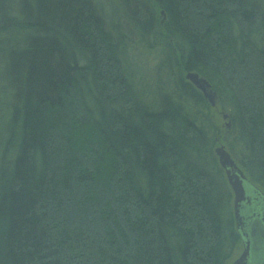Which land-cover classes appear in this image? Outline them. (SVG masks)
Returning a JSON list of instances; mask_svg holds the SVG:
<instances>
[{"label": "trees", "instance_id": "obj_1", "mask_svg": "<svg viewBox=\"0 0 264 264\" xmlns=\"http://www.w3.org/2000/svg\"><path fill=\"white\" fill-rule=\"evenodd\" d=\"M116 1L0 0V264H227L239 249L214 147L264 191V0ZM145 49L149 80L132 61Z\"/></svg>", "mask_w": 264, "mask_h": 264}, {"label": "water", "instance_id": "obj_2", "mask_svg": "<svg viewBox=\"0 0 264 264\" xmlns=\"http://www.w3.org/2000/svg\"><path fill=\"white\" fill-rule=\"evenodd\" d=\"M185 79L202 93L211 107L216 106V94L205 78L189 71ZM222 119L227 120L228 115L222 113ZM229 121L225 124L227 128L230 127ZM214 153L233 194L234 226L242 240V252L231 264H251L250 256L256 250L255 240L260 243L264 255V192L247 179L222 143L215 147Z\"/></svg>", "mask_w": 264, "mask_h": 264}, {"label": "rangeland", "instance_id": "obj_3", "mask_svg": "<svg viewBox=\"0 0 264 264\" xmlns=\"http://www.w3.org/2000/svg\"><path fill=\"white\" fill-rule=\"evenodd\" d=\"M99 2H101V4L103 5V8L107 11L108 14L113 13L112 6L117 7L116 3H118L116 0H99ZM155 51L157 52V50L150 52L145 49V50L138 51L132 54V61L139 64L140 66L138 68L137 65L135 64L134 65L135 70L147 76L144 80H149V77L153 75L156 64L159 61ZM139 79L140 78H137L135 76V80L137 82L140 81ZM2 86L3 84L0 83V87ZM215 116H216V119L220 122L221 118H219L217 113H215ZM255 245H256V250L252 252L250 256V262L251 264H264V255L262 253L261 245L258 242V240H255ZM241 252H242V244H240L239 249L233 255V257H231L230 260L227 261V264H231L240 255Z\"/></svg>", "mask_w": 264, "mask_h": 264}, {"label": "bare ground", "instance_id": "obj_4", "mask_svg": "<svg viewBox=\"0 0 264 264\" xmlns=\"http://www.w3.org/2000/svg\"><path fill=\"white\" fill-rule=\"evenodd\" d=\"M128 41H129V43H130L132 46L135 47V45H136V44H135L136 36L131 34L130 37H129V40H128ZM186 73H187V72H186ZM186 73H184V78H185V74H186ZM185 80H186V79H185ZM186 81H187V80H186ZM189 83H190V82H189ZM204 99H205V98H204ZM205 100H206V99H205ZM206 101H207V100H206ZM207 103H208V102H207ZM222 113H224V112L219 110L217 114H218L219 118H221V122L223 123L224 128H225V129H229L230 127L227 128V127L225 126L226 122L229 121V119H227V120H223V119H222ZM229 122H230V121H229ZM215 142H216L215 147H216L219 143H221L219 139H216ZM215 147H214V149H215ZM228 186H229V184H228ZM229 188H230V186H229ZM230 189H231V188H230ZM231 192H232V191H231ZM263 192H264V191H263Z\"/></svg>", "mask_w": 264, "mask_h": 264}, {"label": "flooded vegetation", "instance_id": "obj_5", "mask_svg": "<svg viewBox=\"0 0 264 264\" xmlns=\"http://www.w3.org/2000/svg\"><path fill=\"white\" fill-rule=\"evenodd\" d=\"M240 240H241V238H240ZM241 243H242V240H241Z\"/></svg>", "mask_w": 264, "mask_h": 264}]
</instances>
